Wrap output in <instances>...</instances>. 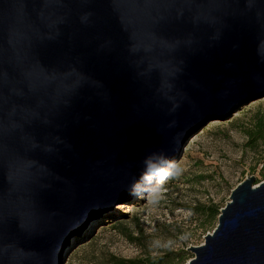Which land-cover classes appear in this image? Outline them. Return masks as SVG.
I'll list each match as a JSON object with an SVG mask.
<instances>
[{
	"label": "water",
	"instance_id": "95a60500",
	"mask_svg": "<svg viewBox=\"0 0 264 264\" xmlns=\"http://www.w3.org/2000/svg\"><path fill=\"white\" fill-rule=\"evenodd\" d=\"M264 93V0H0V264H61L207 120ZM120 204V203H118ZM187 264H264L246 177Z\"/></svg>",
	"mask_w": 264,
	"mask_h": 264
},
{
	"label": "rangeland",
	"instance_id": "374dc122",
	"mask_svg": "<svg viewBox=\"0 0 264 264\" xmlns=\"http://www.w3.org/2000/svg\"><path fill=\"white\" fill-rule=\"evenodd\" d=\"M259 117L264 119V93L222 119L207 120L182 148L175 160L182 171L164 184L158 203L132 195L113 204L91 220L75 242L89 239L72 246L61 264L157 257L162 264H187L194 256L190 247L201 245L217 224L214 205L220 212L246 177L264 180V141L251 143L247 133Z\"/></svg>",
	"mask_w": 264,
	"mask_h": 264
},
{
	"label": "clouds",
	"instance_id": "9594fccd",
	"mask_svg": "<svg viewBox=\"0 0 264 264\" xmlns=\"http://www.w3.org/2000/svg\"><path fill=\"white\" fill-rule=\"evenodd\" d=\"M181 171L179 163L169 158L163 149L154 151L145 157L144 171L140 180L132 185L131 192L137 197L145 198L149 204H156L164 184Z\"/></svg>",
	"mask_w": 264,
	"mask_h": 264
},
{
	"label": "trees",
	"instance_id": "16d2710c",
	"mask_svg": "<svg viewBox=\"0 0 264 264\" xmlns=\"http://www.w3.org/2000/svg\"><path fill=\"white\" fill-rule=\"evenodd\" d=\"M260 118V119H259ZM257 128L254 131H248L249 141L251 143H256L258 140L264 141V119L259 117ZM219 211L217 206L214 205L211 215L212 217L218 216ZM163 258L157 257L155 259H148V260H135V259H121V258H113V264H162Z\"/></svg>",
	"mask_w": 264,
	"mask_h": 264
},
{
	"label": "bare ground",
	"instance_id": "6f19581e",
	"mask_svg": "<svg viewBox=\"0 0 264 264\" xmlns=\"http://www.w3.org/2000/svg\"><path fill=\"white\" fill-rule=\"evenodd\" d=\"M102 215V214H101ZM87 229V228H86ZM88 231V230H87Z\"/></svg>",
	"mask_w": 264,
	"mask_h": 264
}]
</instances>
